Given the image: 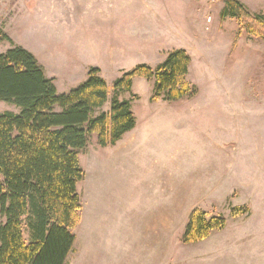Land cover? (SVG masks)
Here are the masks:
<instances>
[{"label": "rangeland", "instance_id": "374dc122", "mask_svg": "<svg viewBox=\"0 0 264 264\" xmlns=\"http://www.w3.org/2000/svg\"><path fill=\"white\" fill-rule=\"evenodd\" d=\"M238 1L264 16V0ZM83 4L0 0V33L12 41H0V54L12 46L28 50L59 94L100 69L109 102L99 115L110 112L114 83L125 73L156 68L182 49L191 57L187 79L198 94L152 102L154 81L138 77L132 92L119 94L132 102L136 127L117 148L106 150L93 135L80 152L82 211L67 264H134V257H143L137 264H264V40L223 19L222 0ZM6 112L20 109L0 102V114ZM168 194L181 218L199 209L226 220L213 233L214 252L211 244L204 250L184 245L187 224L171 233L170 246L143 239L154 232L144 228L142 214L161 208ZM233 209L241 212L232 216ZM202 253L213 256L201 259Z\"/></svg>", "mask_w": 264, "mask_h": 264}, {"label": "trees", "instance_id": "16d2710c", "mask_svg": "<svg viewBox=\"0 0 264 264\" xmlns=\"http://www.w3.org/2000/svg\"><path fill=\"white\" fill-rule=\"evenodd\" d=\"M222 18L237 20L240 33L264 40V16L252 15L238 0H222ZM0 41L12 43L0 33ZM191 57L185 50L170 52L152 68L140 65L114 83L109 113V88L98 68L68 94H59L37 58L12 46L0 54V102L20 109L0 114V264H67L75 251L74 230L80 222L77 186L86 176L80 152L93 135L101 147H115L136 127L131 101L119 94L132 92L135 78L154 81L152 102H176L198 94L188 82ZM240 209H233L237 216ZM245 213V212H244ZM223 218L190 214L184 244H196L222 231ZM25 232L28 239L25 238Z\"/></svg>", "mask_w": 264, "mask_h": 264}, {"label": "crops", "instance_id": "0c3cea01", "mask_svg": "<svg viewBox=\"0 0 264 264\" xmlns=\"http://www.w3.org/2000/svg\"><path fill=\"white\" fill-rule=\"evenodd\" d=\"M74 2V7L75 8H82L83 7V2L84 0H73ZM58 88V87H57ZM135 130V129H134ZM134 130L132 132H130L125 138H127L130 135H133ZM110 148V146H109ZM108 147H106L105 149H109ZM112 148H117L116 147H111ZM169 196V194L167 195ZM175 209V210H174ZM191 214L190 212H185L183 214V217L181 218V209H178L175 206L171 205V200H170V196L167 197V203L162 205L161 208H157V209H151V210H147L145 211V213H143L142 215H146V217H144L141 221H142V225H144V228L147 229V231H153L154 233L152 235H145L143 236L144 240H148L151 239L153 241H157L158 244L162 243V246H165L166 241L168 242L167 245L170 246L171 242H170V236L172 237V239L174 238V234H171L174 231L177 230H181L183 227L186 226V224L188 223V215ZM153 238H150L152 237ZM212 237H213V233L212 235L204 240L201 241L199 243L196 244H184L186 247H192V248H198V250H204L203 248H206L207 245L211 244V252H214V248L212 245ZM175 239V238H174ZM214 249V250H213ZM207 256H213V253H209L208 255L202 253V255H200L201 259H206ZM160 257V256H159ZM135 258V262L134 264L140 263L141 260H143V257H139V258ZM145 262V261H144ZM204 263H208V264H219L218 262H213V263H209V262H204ZM168 264V263H167Z\"/></svg>", "mask_w": 264, "mask_h": 264}]
</instances>
